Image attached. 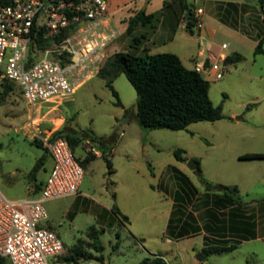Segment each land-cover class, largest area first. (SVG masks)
Listing matches in <instances>:
<instances>
[{"label": "rangeland", "instance_id": "1", "mask_svg": "<svg viewBox=\"0 0 264 264\" xmlns=\"http://www.w3.org/2000/svg\"><path fill=\"white\" fill-rule=\"evenodd\" d=\"M119 1L110 0L111 6H118ZM187 1L194 7L202 6L205 11L215 3V0ZM162 2L151 0L147 9L155 11ZM129 8L124 14L117 10L113 15L119 33L107 46L108 53L127 49L142 52L144 47L150 46V52L180 53L184 65H193L188 55L198 49V40L181 24L170 39L160 26H139L137 30L144 32L146 37L138 48L129 46L131 36L125 33V27L128 18L137 10L135 5ZM204 22L219 32L215 37L217 42L225 40L229 45L227 49L235 47L243 55L235 66L224 71L221 78L210 80V97L215 104L222 105L223 117L191 122L178 130L142 126L137 120L136 90L123 72L111 80L121 104L116 103L117 97L107 85L108 78L94 75L62 99L57 108L41 115V127L56 126L61 120L55 117L64 116L58 128L73 135L88 133L100 141L95 146L102 154L89 160H83L87 152L81 143L86 139L74 146V153L83 160L84 167L79 193L45 202L49 217L44 225L58 233L66 247L78 237L87 238L88 227L95 224L104 228L100 233L104 258L96 260L99 264H137L139 245L128 236L131 228L128 220L115 214L107 215L105 211L110 214V208L116 204L133 214L140 203L153 202L144 211L152 210L157 215L156 224L160 223L159 214L166 206L162 191L169 190L157 187L162 174L163 181L170 175L173 195L182 191L190 195V183L202 188L203 178L211 183L228 185L239 182L242 197L251 201L248 211L252 215L261 214V236L242 241L232 251L211 254L208 262L264 264V159H244L238 155L247 150H264V41L263 51L254 53L256 41L251 35H243L205 15ZM15 85L17 88L5 95L0 91V189L10 198L27 194L30 170L42 154L46 157L36 171L37 180L47 175L52 160L48 151L34 142L35 137L23 129L28 110L18 85ZM47 104L53 103H44L41 113ZM87 139L89 146L92 141ZM177 147L184 149L182 154L188 159L198 161L200 174L187 167L188 159L182 161L175 157ZM117 239L118 248L114 250L112 245ZM3 259V264H10L9 258Z\"/></svg>", "mask_w": 264, "mask_h": 264}, {"label": "built area", "instance_id": "2", "mask_svg": "<svg viewBox=\"0 0 264 264\" xmlns=\"http://www.w3.org/2000/svg\"><path fill=\"white\" fill-rule=\"evenodd\" d=\"M110 0H0V79L15 81L27 106L23 129L39 138L52 165L38 190L7 197L0 189V256L10 264H54L64 242L44 225L49 199L78 193L84 174L80 158L63 136L41 127V115L98 74L107 46L119 33ZM204 9L193 8L199 50L193 68L207 79L223 74L224 58L205 55ZM221 48L227 42L220 43ZM51 54L52 56H49ZM51 106L41 113L44 103ZM88 152H102L90 143ZM80 264H99L95 259Z\"/></svg>", "mask_w": 264, "mask_h": 264}, {"label": "trees", "instance_id": "3", "mask_svg": "<svg viewBox=\"0 0 264 264\" xmlns=\"http://www.w3.org/2000/svg\"><path fill=\"white\" fill-rule=\"evenodd\" d=\"M228 4H234L228 2ZM189 2L187 0H163L162 6L152 12H146L143 7L137 9L127 20L125 33L131 36L129 46L138 48L146 34L138 31V27L160 26L167 31L166 38L173 37L178 24L183 19L185 28L193 33V8L187 10ZM189 12V13H188ZM264 36L259 38L255 45L254 52L263 50ZM243 55L238 51L228 53L225 63H236L241 60ZM125 73L129 81L134 86L137 93V120L145 127L160 128L167 127L178 130L186 128L191 122L200 120H216L224 116L222 105L215 104L209 94L210 79L203 77L193 67L185 66L179 55L172 51L150 52L148 47H144L142 52L134 49L118 50L107 55L98 71L97 75H102L107 80V85L116 95V103L121 104L117 90L113 87L111 80L119 73ZM15 81L3 78L0 79L1 95H5L16 87ZM18 85V84H17ZM19 87V85H18ZM17 88V87H16ZM20 91V87L18 88ZM191 133H193L191 131ZM52 137L63 136L67 139L72 149L82 139H91L93 136L88 133L73 135L64 132L62 128L53 130ZM34 142L48 149L42 141L35 137ZM183 148L174 149V155L178 160L186 161L182 152ZM49 153V152H48ZM50 155V154H49ZM95 154L87 152L83 160L92 159ZM242 157H264L263 152H245ZM46 157L42 154L30 170L32 177L36 176V171L41 167ZM83 160H80L83 163ZM109 166L111 161L108 160ZM204 188L217 193L222 191L224 197H229L234 202H241L237 185L211 183L203 178ZM40 185L37 184V187ZM110 210L118 217L127 219L120 209L114 204ZM104 228H99L92 224L87 229V238L78 237L75 242L65 247L53 260L54 264H80L85 260H103L104 245L100 240V233ZM116 236L119 237L118 231ZM113 249L118 248V239L113 243ZM237 242L224 244L220 242L206 243L201 248L196 249V257L203 261L211 253H221L234 249ZM3 257L0 256V264H3ZM138 264H167L166 260L160 255H148L143 257Z\"/></svg>", "mask_w": 264, "mask_h": 264}, {"label": "crops", "instance_id": "4", "mask_svg": "<svg viewBox=\"0 0 264 264\" xmlns=\"http://www.w3.org/2000/svg\"><path fill=\"white\" fill-rule=\"evenodd\" d=\"M150 2L151 0H120L118 6L111 7L115 12L117 10H122L123 14L124 12L126 13L132 5H135L136 9L143 7L146 12H152L153 10L147 9ZM228 2L234 4L230 5ZM161 6L162 5H160V7ZM252 14H254V16H252ZM204 15L213 18L216 22L233 28L237 32H241L243 35H251L256 41V44L259 38L264 36V0H256V2L251 0H215V3L209 11H205L204 9L202 16L203 22ZM180 24L185 27L183 19L178 25ZM202 30L206 36L205 43L207 50L205 51V55L207 57L211 59H222L226 54L238 51L235 47L227 49L229 46L228 42L227 47L221 48L220 43L226 41L222 40L220 43L217 42L215 37L218 31L215 27L211 26V24L204 22ZM206 41L211 44L208 45ZM148 48L150 49V46H148ZM198 50L199 47L195 52L188 55L192 63ZM177 54L181 58V54ZM231 65L235 66V63H225L223 65V74ZM187 67L191 68L193 65ZM247 107L248 105L246 108ZM47 113L48 112H46V114ZM55 118L61 120V122L56 126L52 125L53 128L52 126L51 128L46 127L48 131L57 129L63 123L64 116ZM41 119H43V117ZM192 134L194 135V132ZM87 140L88 139H86V142ZM86 142L81 144L84 146V150L88 152V145ZM245 152L264 153V150H247L238 154L240 158L254 159L251 157H242L241 155ZM256 158L264 159V157ZM51 165L52 160L48 171ZM181 168L182 167H180V169ZM45 177L37 180V176H31V181L27 184V187L35 186L36 190H38L45 180ZM169 179L170 175H168L166 181H163L162 174H160L157 183L159 189L163 187L169 189L165 192L162 191V199L166 200V206L159 214L161 218L160 223L156 224L155 222L156 213L152 210L148 212L144 211L151 206L153 202L140 203L138 210L133 214H130L125 208L117 205L121 213L127 216L128 223L131 227L128 236L139 245V248H137V264L143 257L154 254L163 257L167 264H210L208 262V257L214 253L209 254L205 260L201 261L195 255L196 249L201 248L206 243L212 242L224 244L237 242V246L235 247L237 248L242 241L261 236L259 218L261 214L256 213L252 215L250 211H248L251 201L242 197V187L239 182L234 181L229 183V185H237L241 197L240 203L234 202V200L229 197H224L221 190L217 193H213V191L206 190L204 186L202 187L204 189H202L192 183L189 185L192 189L190 195H186L183 191L179 195H173L170 192L173 184L169 182ZM37 184L40 186L37 187ZM176 187L177 186L174 185V188ZM186 188L188 189V187ZM105 214L112 216L114 213L111 211L110 214H108L107 211H105Z\"/></svg>", "mask_w": 264, "mask_h": 264}, {"label": "water", "instance_id": "5", "mask_svg": "<svg viewBox=\"0 0 264 264\" xmlns=\"http://www.w3.org/2000/svg\"><path fill=\"white\" fill-rule=\"evenodd\" d=\"M192 7V3H189L187 10H189ZM189 13V12H188ZM49 56H52L51 54H49ZM92 143L99 145L100 141L97 139L92 138L91 139ZM186 165L188 168H190L194 173L196 174H200V168H199V164L198 161L195 158H189L186 161Z\"/></svg>", "mask_w": 264, "mask_h": 264}]
</instances>
